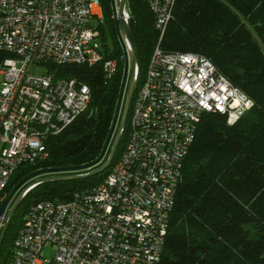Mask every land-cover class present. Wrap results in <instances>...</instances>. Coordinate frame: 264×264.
Masks as SVG:
<instances>
[{
  "label": "built area",
  "instance_id": "built-area-1",
  "mask_svg": "<svg viewBox=\"0 0 264 264\" xmlns=\"http://www.w3.org/2000/svg\"><path fill=\"white\" fill-rule=\"evenodd\" d=\"M147 2L159 41L132 100L126 147L99 184L31 205L8 264H160L204 113H223L233 125L254 106L209 57L164 51L176 0ZM103 18L101 0H0V51L10 53L0 67V196L18 167L45 158L47 138L89 106L90 86L56 76L51 65L116 72L102 47ZM46 245L56 250L52 259Z\"/></svg>",
  "mask_w": 264,
  "mask_h": 264
},
{
  "label": "trees",
  "instance_id": "trees-1",
  "mask_svg": "<svg viewBox=\"0 0 264 264\" xmlns=\"http://www.w3.org/2000/svg\"><path fill=\"white\" fill-rule=\"evenodd\" d=\"M101 2L104 18L98 26L102 47L105 58L116 59L117 70L108 76L102 64L51 65L56 76L90 86L89 106L62 132L47 138L45 158L18 167L0 196V208L13 188L32 173L86 165L102 152L122 86L125 52L111 0ZM127 10L139 55L136 94L159 33L147 0H127ZM106 29L114 38L112 49L104 41ZM160 44L166 52L192 51L209 57L254 100V106L233 125L223 113H204L184 162L160 264H264V0H176ZM9 55L0 51V67ZM129 122L130 113L116 156L103 172L44 181L26 193L6 232L0 264L9 263L14 240L31 205L44 200L68 201L76 191L104 180L126 147ZM110 148L99 165L70 173L95 170L106 161Z\"/></svg>",
  "mask_w": 264,
  "mask_h": 264
},
{
  "label": "water",
  "instance_id": "water-1",
  "mask_svg": "<svg viewBox=\"0 0 264 264\" xmlns=\"http://www.w3.org/2000/svg\"><path fill=\"white\" fill-rule=\"evenodd\" d=\"M118 1V5L116 0H111V3L117 35L125 52V66L115 116L111 125L109 135L103 146L102 152L95 161L89 164L80 166L41 169L32 173L31 175L23 179L21 182H19L13 188V190L3 203L2 207L0 208V249L2 247L6 232L8 230V227L16 209L20 205L23 197L31 188L44 181L69 180L72 178H82L89 175L101 173L112 163L113 159L116 156V152L128 120L132 100L135 94V87L137 83L136 80L138 77L139 68L138 50L132 35V30L129 21L130 17H128L126 13L127 0ZM110 146V153L106 161L99 167H97L95 170L88 173H70L90 169L102 163ZM30 180H33V182L28 184L25 189L18 193L19 189ZM16 193H18L17 196L14 198L12 204L8 208L9 203L11 202L12 198L16 195ZM2 218H4L3 222L1 221Z\"/></svg>",
  "mask_w": 264,
  "mask_h": 264
},
{
  "label": "rangeland",
  "instance_id": "rangeland-1",
  "mask_svg": "<svg viewBox=\"0 0 264 264\" xmlns=\"http://www.w3.org/2000/svg\"><path fill=\"white\" fill-rule=\"evenodd\" d=\"M117 2V5L119 4V1L116 0ZM106 26V25H105ZM108 46L112 49L114 47V38L111 34V32L106 29V33H105V40H104ZM103 42V41H102ZM36 67H34L35 69ZM44 69L41 68V71H43ZM16 197V195L12 198L11 202L9 203V206L8 208L10 207V205L12 204L14 198ZM1 221L3 222L4 221V218L1 219ZM55 253H56V250L54 249V247H52V245H46L44 248H43V255L46 257V258H49V259H52L54 256H55Z\"/></svg>",
  "mask_w": 264,
  "mask_h": 264
}]
</instances>
